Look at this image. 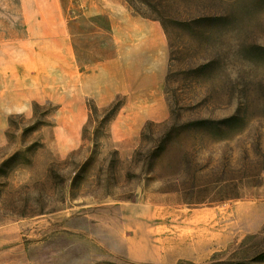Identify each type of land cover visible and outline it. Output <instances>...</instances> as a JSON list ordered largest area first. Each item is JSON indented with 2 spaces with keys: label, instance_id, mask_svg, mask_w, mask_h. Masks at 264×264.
Returning <instances> with one entry per match:
<instances>
[{
  "label": "rangeland",
  "instance_id": "obj_1",
  "mask_svg": "<svg viewBox=\"0 0 264 264\" xmlns=\"http://www.w3.org/2000/svg\"><path fill=\"white\" fill-rule=\"evenodd\" d=\"M126 1L167 32L170 116L120 147L110 105L72 109L31 66L50 0H0V264H264V0Z\"/></svg>",
  "mask_w": 264,
  "mask_h": 264
},
{
  "label": "crops",
  "instance_id": "obj_2",
  "mask_svg": "<svg viewBox=\"0 0 264 264\" xmlns=\"http://www.w3.org/2000/svg\"><path fill=\"white\" fill-rule=\"evenodd\" d=\"M36 40L41 46L31 54V66L50 68V92L61 93L72 109L84 108L88 100L108 106L124 98L112 124L120 147L130 146L148 122L169 118L170 47L159 19L136 12L126 0H50V32ZM6 226L0 222V261L7 254ZM167 239L155 249L133 237L129 250L136 257L159 250L161 260L189 250L184 241ZM190 245L189 251L200 253L206 243Z\"/></svg>",
  "mask_w": 264,
  "mask_h": 264
},
{
  "label": "trees",
  "instance_id": "obj_3",
  "mask_svg": "<svg viewBox=\"0 0 264 264\" xmlns=\"http://www.w3.org/2000/svg\"><path fill=\"white\" fill-rule=\"evenodd\" d=\"M162 23V22H161ZM163 24V23H162ZM164 26V25H163ZM165 28V27H164ZM169 41V40H168ZM88 105L89 106H93V108L94 109H96L97 108V106H96V104H95V102L93 101V100H88ZM95 105V106H94ZM110 108H108L109 110L111 109H113V111H112V114L113 115H115L117 112H118V110L120 109V107L119 108H115L116 107V105L114 106V103H112V104H110V106H109ZM149 123L150 122H148L145 126H144V129L146 128V127H148L149 126ZM144 129H143V131H144Z\"/></svg>",
  "mask_w": 264,
  "mask_h": 264
}]
</instances>
